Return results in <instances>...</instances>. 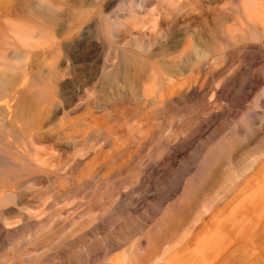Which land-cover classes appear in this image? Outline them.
Segmentation results:
<instances>
[{
	"label": "bare ground",
	"instance_id": "bare-ground-1",
	"mask_svg": "<svg viewBox=\"0 0 264 264\" xmlns=\"http://www.w3.org/2000/svg\"><path fill=\"white\" fill-rule=\"evenodd\" d=\"M18 1L10 9L0 0V264H245L250 254L261 264L259 225L215 249L205 236L264 153L250 168L233 162L204 199L202 173L187 175L177 205L156 206L142 222L120 223L138 204L135 190L112 201L133 178L105 177L133 160L169 106L214 79L233 52L264 42V0ZM170 144L167 167L180 154ZM218 154L204 157L209 170L221 168Z\"/></svg>",
	"mask_w": 264,
	"mask_h": 264
},
{
	"label": "rangeland",
	"instance_id": "rangeland-1",
	"mask_svg": "<svg viewBox=\"0 0 264 264\" xmlns=\"http://www.w3.org/2000/svg\"><path fill=\"white\" fill-rule=\"evenodd\" d=\"M6 1L10 2V4L7 2V6L9 7L11 4V6L15 7L20 2L18 0H16V2H14L15 0ZM61 1L67 2L68 0ZM33 4L32 2L30 3L31 7L34 8ZM220 6H222V4ZM7 8L8 7H6V9ZM33 8H31V10ZM57 19V21H54V24L57 27L56 30L60 32L64 29L65 23L62 21L63 18L59 17ZM256 43L257 42L253 43V46L256 48L255 50L233 52L230 55L231 57L229 56L230 59L228 58L225 64L215 71L217 73L214 79H211L212 81L208 80V82H203L197 86V93L195 95H190L182 99L175 108L169 106L166 116L160 118L162 122L159 120L158 123L157 120L155 123L153 122L156 125H161L158 128L156 126V129L154 128L151 131V139L149 138L150 140L148 139L146 143L139 148H133L134 151L132 154L134 155L130 157V159L133 160L125 161L121 170L117 171L116 174L114 172L110 176L105 177L106 180L111 182L121 181L124 177L126 178V176L127 178L128 176L133 178H131L132 180L130 181V188L123 189L124 191L122 190V192L124 193H120L117 198L115 197L112 199V201L116 203L120 201L122 197H125L128 191L129 194H131V189L132 192L133 190L136 191L133 197L135 200L137 199L136 201L138 204L136 203V206L131 207L132 209L130 211L132 212H126L122 215L124 218L120 219V223H122V221H129L127 216L131 219L133 218L130 222L133 220L142 222L148 219L147 217L140 218L144 216L146 211L151 213L155 210L156 212L157 208L161 205H163V208L165 206H176L185 190V183L190 181V177H194L200 172L202 173V183L197 186V195L199 199H204L211 191L213 194L214 190L216 192L218 187L220 189L223 187L224 183L229 179L226 176L228 170L233 168V165L235 166L238 162L241 163L239 167L238 164L234 167L235 170L238 168V171L247 166L250 168L252 161L264 153V42L261 44ZM258 46H260V48ZM221 93L224 94L221 96ZM123 108L121 107L120 111H122ZM149 118L150 122L154 120L151 115H149ZM241 130H243V132ZM166 142L171 143L170 145H174L175 148L178 146L180 149V154L173 162L174 164L168 167L165 165L166 163H164L167 162L166 158L168 155V149L165 150L163 148V146L166 147ZM161 150L163 151L161 152ZM213 151L219 152L217 157H213L215 162H218L220 157L221 164L219 165H221V168L218 171L209 170V166L203 164L204 160H206L204 157ZM149 153H157L160 155L154 156L156 158L154 159L147 156ZM161 154L163 156H161ZM193 156L197 159L193 158ZM233 162H235V164H233ZM200 163L203 167H201L202 165ZM136 165H138V167ZM135 166L137 168H135ZM131 170L133 173H128ZM134 173L135 175H133ZM131 174L133 176H131ZM246 175H250L247 179L248 187L244 190L241 188L239 193L235 192L234 195L232 194L233 198L231 196L229 197L230 203H227V207L218 211V214H222L221 217L215 219L210 218L206 221L208 224V228L206 229L208 234L205 236V241L208 249L220 247L225 243L226 239L228 241L231 239L232 234L236 236L241 231L253 229L256 225H259L257 227L264 231V163L260 166L256 164L254 168L247 171ZM151 181L155 183L156 187L155 185L151 186ZM210 188L215 189L210 190ZM84 193L82 194L81 192V196H84ZM81 198H78L76 201H82ZM106 202L107 201H103L104 204L102 203L101 206L104 207ZM145 202H149L148 206ZM153 202L156 203V205L153 204ZM151 204H153L154 209H152ZM144 205L149 209L147 210V207ZM194 206H198V202H196ZM103 207H101V209ZM167 207H165V209ZM133 208L135 209L134 211ZM136 209L139 212H136ZM89 217L90 219L94 218L93 213H91ZM160 218L161 217H159V219ZM147 224H150V222L148 221ZM209 224H214V229L210 228ZM103 225L104 226L101 228L102 235L108 233V224L104 223ZM99 236L101 235L99 234ZM217 239L220 240V242ZM192 243L197 246L199 240H194ZM234 245L235 243L231 244V246ZM254 255L255 254H250L245 264H254L252 263L256 260ZM263 262L264 254L263 261L259 263L264 264Z\"/></svg>",
	"mask_w": 264,
	"mask_h": 264
}]
</instances>
